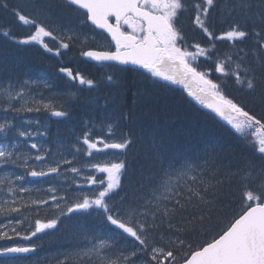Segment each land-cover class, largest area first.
Wrapping results in <instances>:
<instances>
[{
  "label": "snow or ice",
  "instance_id": "obj_1",
  "mask_svg": "<svg viewBox=\"0 0 264 264\" xmlns=\"http://www.w3.org/2000/svg\"><path fill=\"white\" fill-rule=\"evenodd\" d=\"M220 0H195L191 8L195 12L194 23L208 38L209 47L194 43L190 51L188 46H181L183 36L176 27L179 13L185 9L184 0H64L67 7L84 10L86 20L102 33L111 38L115 50H97L89 47L85 50L86 41H81L80 56L97 62H115L116 65H137L153 77H159L173 84H182L188 95L194 97L205 107L212 109L238 133L245 134L255 130L253 146L264 160V118L245 109L243 104L227 97L221 90V84L208 78V72L198 70L195 62L200 57L212 58L216 50L215 41L228 40L235 46L242 43L249 36L254 39L251 50L243 47L235 52H228L217 56L215 72L223 77H234L237 84L246 86L247 90L256 88L257 72L264 73V0H223L221 12L231 18L227 30L216 35L209 27L212 11ZM0 7L9 8L8 0H0ZM12 14L23 24L34 26L35 31L25 37L17 39L8 30L0 29V35L14 40L17 44L27 45L32 42L42 44L45 51L60 57L62 50H70L73 42L78 39L76 33L70 29H51L43 23L23 13L21 8L12 7ZM114 18L115 23H112ZM126 26V27H125ZM251 26V32L246 29ZM59 33V34H57ZM45 37L58 43L55 49L44 41ZM95 37H93L94 39ZM251 56V62L249 57ZM59 73L71 82L87 86L89 89L97 86V81L85 77L81 72L61 63ZM113 81V76H107ZM0 89V105L5 112H31L40 111L39 107H29V100L25 98V85ZM48 85L45 84V87ZM17 101H22L20 107H15ZM33 103H39L32 98ZM43 108L50 110L55 117H66L65 111L57 110L54 101L44 103ZM38 123V122H37ZM109 136L114 135L115 125H107ZM15 130L16 138L10 144H0V166L9 164L29 168V160L42 162L49 150L44 149L42 154L34 157L29 152H20L16 149L30 141L33 136H44L46 132L30 131L13 125L6 120L0 123V133L6 136ZM80 141L87 146V154L92 150L102 152L105 149L124 150L129 147L132 140L122 135L119 141L108 142L104 138L92 140L90 131H85L82 137H77V143L72 147L75 152L81 151ZM102 145L103 147H98ZM30 149L41 152L38 143H30ZM153 171L142 176L139 187L131 201L127 195L120 196L118 189L122 187V170L126 162L91 163L86 165L99 173H106V182L93 175L84 176V181L95 186L91 194H83V199L77 197L71 204L66 196H58L55 187H49V199L54 201V207L60 210V215L78 211H87L90 208L102 210L98 215L101 222L114 226L119 232H113L107 239L96 238L90 247L65 254L58 264H135L133 258L140 254L147 257L143 264H264V164L258 169L249 165L243 170L241 182L243 193L239 210L235 212L223 226L208 236L211 229L213 212L216 210L218 187L223 180H215L219 169L206 171L205 166L187 159L177 158L163 145L154 146ZM21 161L23 163L21 164ZM62 164L72 165L71 160L62 159L37 171L32 167L27 175L31 177H48L50 174L60 175ZM67 171L81 176L77 167H69ZM233 176L237 173H232ZM23 176H15V180H23ZM106 183V186H105ZM0 191L12 197L0 203V216L11 213L19 214L22 208L31 205H47L48 200L33 199L30 204H21L23 198H16V193H24L29 189L17 187L8 175L0 177ZM119 199H113V197ZM60 201H64L67 213L63 211ZM111 201V202H109ZM38 212V209H37ZM9 225L13 219H9ZM21 220L15 219L20 225ZM58 217L35 220V229L22 235L17 227H11V233L23 240H29L45 229L57 226ZM6 227L0 225V228ZM124 234L132 238L129 247L121 246ZM159 234V243L155 237ZM200 235L208 237L197 243L195 247L184 239L187 235ZM8 231H0V240H12ZM36 246L0 247V255L23 254L35 251Z\"/></svg>",
  "mask_w": 264,
  "mask_h": 264
},
{
  "label": "trees",
  "instance_id": "obj_2",
  "mask_svg": "<svg viewBox=\"0 0 264 264\" xmlns=\"http://www.w3.org/2000/svg\"><path fill=\"white\" fill-rule=\"evenodd\" d=\"M185 9L177 18L176 27L183 36L180 45L188 46L190 51L194 43L203 47H209L210 42L203 32L194 23L195 12L191 5L195 0H184ZM9 8L0 7V29L8 30L17 39L31 35L35 28L25 25L12 14V7H19L24 14L43 23L51 29H70L76 33L78 39L73 42L70 50H62L63 56L57 57L54 53L45 51L42 44L32 42L27 45L17 44L14 40L0 35V89L25 85V98L29 100V107H39L40 111L5 112L0 105V123L6 120L13 125L21 127L20 120L33 121L31 131L46 132L44 136H34L32 140L22 143L16 150L29 152L33 157L45 154L42 162L29 160V168L16 165L0 166V177L8 175L14 184L23 186L29 191L16 193V198L22 197L21 204H30L33 199L48 200L47 205H31L22 208L19 214L11 213L8 216H0V231H8L12 240H0V247L13 245H35L36 250L28 256L0 257V264H58L64 259L65 254L90 247L96 238L107 239L113 232H119L114 226L101 222L98 215L102 210L90 208L87 211L67 213L64 201H60L63 211L67 215L61 216L60 210L54 207L55 202L49 199L47 189L55 187L58 196H66L71 204L77 197L83 199V194H91L95 186L87 184L83 177L93 175L105 181L106 174L96 172L86 167L91 163H114L125 161L126 168L122 170V187L118 189L120 196L125 194L131 201L137 192L142 176L153 171L154 146L163 144L170 153L177 158L194 161L205 166L206 171L212 172L219 169L215 180H223L218 187L216 210L213 212L211 229L208 236L216 231L228 219L239 210L243 185L241 175L243 170L251 164L257 169L264 164L260 154L253 146L255 137L254 129L245 134L238 133L226 119L212 115L198 101L188 96V91L180 84L164 81L159 77H153L138 66H118L107 63H95L85 60L80 56L81 41H86L85 50L108 49L112 45L104 33L95 30L86 20L82 11L67 7L64 0H8ZM220 0L212 11L209 19V27L216 35L227 30L231 18L221 12ZM247 31L251 32V26ZM59 34V33H57ZM93 37H95L93 39ZM44 41L52 48L58 47V43L49 37ZM216 50L211 59L200 57L196 63L198 70L208 72V78L221 84L222 92L235 102L243 104L246 110L256 114L258 118H264V73L257 72L256 88L247 90L246 86L236 83L234 77H223L215 72V60L228 52H235L237 48L251 50L254 47V39L249 36L242 43H233L228 40L215 41ZM251 56L249 61L251 62ZM61 63L81 72L85 77L97 81V86L89 89L86 85L71 82L63 74L59 73ZM112 75L113 81H108L107 76ZM45 84L48 86L45 87ZM39 103H33L32 98ZM54 101L57 110L65 111L66 117H55L50 110L43 108L44 103ZM22 101H17L15 107H20ZM38 122V123H37ZM115 125L114 135L109 136L107 125ZM32 125V124H31ZM85 131H90L92 140L104 138L108 142L119 141L122 135H127L132 143L124 150L105 149L102 152L92 150V155L87 154V146L80 141L81 151L75 152L72 147L77 143V137H82ZM16 138L13 129L7 136L0 133V144H10ZM38 143L41 152L30 149V143ZM102 146V145H99ZM67 159L72 165L62 164L60 175L50 174L48 177H31L27 172L35 167L37 171L43 168L45 171L49 165ZM23 161H21V164ZM77 167L81 176L67 171L69 167ZM237 173L233 176L232 173ZM23 176L21 181L15 180V176ZM106 186V183H105ZM5 199L11 200L6 191H0V203ZM113 199H119L114 196ZM111 202V201H109ZM38 209V212H37ZM58 217L57 226L53 229H45L23 240L14 236L10 228L17 227L22 235L35 229V220L47 221ZM9 219L13 223L9 225ZM15 219L22 221L15 224ZM121 246L129 247L133 243L132 238L124 234ZM200 235H187L184 239L193 247L202 239ZM159 243V234L155 237ZM147 257L140 254L133 258L135 264H143ZM71 264V262H70Z\"/></svg>",
  "mask_w": 264,
  "mask_h": 264
},
{
  "label": "water",
  "instance_id": "obj_3",
  "mask_svg": "<svg viewBox=\"0 0 264 264\" xmlns=\"http://www.w3.org/2000/svg\"><path fill=\"white\" fill-rule=\"evenodd\" d=\"M81 11H83L84 12V10H81ZM112 20H114V18L112 19ZM90 25H91V23L90 22H88ZM114 23H115V21H114ZM92 27H94L95 28V26L94 25H91ZM96 29V28H95ZM96 30H99V31H102L101 29H96ZM105 35L107 36V33H105ZM109 39H110V41H111V38L110 37H108ZM114 45V44H113ZM114 48H115V46H114ZM115 50V49H114ZM113 50V51H114ZM85 58V57H84ZM87 61H90V62H97V61H94V60H90L89 58H85ZM98 63H110V64H115L116 65V63L115 62H98ZM121 66H137V65H131V64H128V65H121ZM191 98H194V97H192V96H190ZM208 110H210V112L211 113H213L214 115H216V116H218V117H221V116H219L217 113H215L212 109H210V108H207ZM221 118H223V117H221ZM23 254H28V253H23ZM15 255H22V254H8V255H0V256H3V257H12V256H15Z\"/></svg>",
  "mask_w": 264,
  "mask_h": 264
},
{
  "label": "rangeland",
  "instance_id": "obj_4",
  "mask_svg": "<svg viewBox=\"0 0 264 264\" xmlns=\"http://www.w3.org/2000/svg\"><path fill=\"white\" fill-rule=\"evenodd\" d=\"M126 27V26H125ZM20 123H21V127L20 128H22V129H28V130H33L32 129V126H33V121H30V120H27V119H23V120H20ZM32 124V125H31ZM34 137V136H33ZM33 139V138H32ZM31 139V140H32ZM98 147H103V146H99L98 145ZM106 174V173H105ZM106 180H107V174H106V177H105V182H106Z\"/></svg>",
  "mask_w": 264,
  "mask_h": 264
},
{
  "label": "bare ground",
  "instance_id": "obj_5",
  "mask_svg": "<svg viewBox=\"0 0 264 264\" xmlns=\"http://www.w3.org/2000/svg\"><path fill=\"white\" fill-rule=\"evenodd\" d=\"M17 90H19V88H17ZM189 96V95H188ZM189 98H191L190 96H189ZM191 99H195V98H191ZM196 100V99H195ZM197 101V100H196ZM199 104H201V103H199ZM204 108H206L207 109V107H205L203 104H201ZM208 110V109H207ZM208 112H210V110H208ZM211 113V112H210ZM212 115H214L213 113H211ZM13 246H32V245H20V244H17V245H13ZM12 247V246H11ZM35 250H36V248H35ZM34 252V251H33ZM33 252H30V253H28V254H22V255H15V256H13V257H18V256H28V255H30L31 253H33ZM0 257H3V256H0Z\"/></svg>",
  "mask_w": 264,
  "mask_h": 264
}]
</instances>
